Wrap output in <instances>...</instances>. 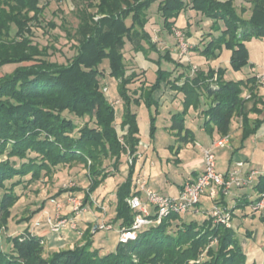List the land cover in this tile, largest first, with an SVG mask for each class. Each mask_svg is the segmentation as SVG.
I'll list each match as a JSON object with an SVG mask.
<instances>
[{
  "label": "trees",
  "instance_id": "1",
  "mask_svg": "<svg viewBox=\"0 0 264 264\" xmlns=\"http://www.w3.org/2000/svg\"><path fill=\"white\" fill-rule=\"evenodd\" d=\"M41 1L0 0V68L16 65L0 77V158L6 156L0 161V264H248L235 231L215 224L208 211L201 213V221H183L191 213L169 215L102 256L92 247L89 230L83 245L45 253L42 237L27 230L12 233L8 223L21 198L17 193L21 185L25 188L43 176L50 177L63 166L82 165L88 187L59 189L51 199L72 192L83 208H89L94 203L92 194L113 170L119 171L121 156L128 153L132 160L115 190L113 222H119L120 230L129 228L134 214L126 200L138 195L133 175L140 141L136 114L130 107L143 104L147 108L149 134L153 136L159 108L154 94L164 87L182 95V110L170 117L167 128L175 138V145L170 146L173 154L195 142L194 132L185 125L189 109L202 117L201 126L209 135L216 132L219 138H229L237 118L241 144L256 134L262 120L251 121L248 114L260 113L262 100L256 95L261 86L259 75L246 80L226 79L225 75L228 70L232 74L251 65L247 43L264 39V0H241L239 13L235 0H84L76 8L78 23L73 33L63 27L76 43L66 64L49 61L48 49L33 42V27L40 24L48 5ZM157 2L158 30L172 34L175 28H187V38L191 27L201 31L205 44L201 49L191 48V52L206 61H217L215 65L204 70L173 60L168 50L158 52L152 38L155 21L149 14ZM247 11L250 16L246 19L242 15ZM208 20V26L203 24ZM179 21L182 28L177 27ZM127 43L154 67L153 81L131 92L129 86L138 77L126 68L123 50ZM150 53L158 58L149 60ZM221 55L227 57V67L219 66ZM105 60L122 101L121 136L115 127V108L103 92L106 85L99 66ZM162 62L173 68H163ZM143 73L146 78L148 72ZM245 91L250 95L247 99ZM248 100L254 102L245 111ZM66 115L88 120L78 127ZM252 187L258 199L264 193V175ZM31 217L13 219L21 223Z\"/></svg>",
  "mask_w": 264,
  "mask_h": 264
},
{
  "label": "rangeland",
  "instance_id": "2",
  "mask_svg": "<svg viewBox=\"0 0 264 264\" xmlns=\"http://www.w3.org/2000/svg\"><path fill=\"white\" fill-rule=\"evenodd\" d=\"M159 1V0H158ZM42 3H48L45 11L44 16L42 17V20L39 25H36L33 27V42L38 44L41 48H47L48 49V60L51 62H56L58 64H66L71 57L75 53V41L72 39L71 35L66 36L65 31L63 30V27L70 32V34L73 33L74 29L77 27V17H76V8L80 5L84 4V0H42ZM238 0L235 3V7L239 13V7L237 6ZM157 3H154L150 9L149 14L151 15V18L155 21V24L152 28V38L153 42L157 47V50L159 53H164L165 50H168L171 53V57L173 60L179 62L184 61V64L188 63V56H190L191 48L195 47L193 43H191V36L187 38L186 36V29H173L172 34H167L166 31H159L158 28L161 26L159 22L161 19L159 18L157 14ZM244 18L249 17V13H246L243 15ZM53 23L55 27H51L50 24ZM184 24V23H183ZM184 25H182L179 22H177V27L182 28ZM189 30V29H188ZM199 35L194 38L198 40V42H202L203 40V34L201 31H199ZM179 34V36H178ZM181 38L182 43L186 45V51L184 53H181ZM189 39V41H187ZM165 40V41H164ZM190 42V43H189ZM196 42V41H195ZM192 44V45H191ZM249 48V61L254 63V65L257 67L256 70L259 69V67H264V41L261 43H251L248 45ZM124 57H125V64L128 73L131 71H134L137 74V79L129 86L130 92L133 90H137L139 88L138 86L144 85L147 81L150 83L153 81L152 71L153 66L151 65L149 69V65L144 62V60L141 57V54H135L132 51V48L130 44L127 43L126 48H124ZM152 60L157 59L158 55L155 53H150ZM148 55V56H149ZM16 65H7L2 68H0V77L10 73L14 70ZM146 67H148L147 71ZM162 67L165 69H172L173 66L162 62ZM99 69L104 74V83L106 87L108 88V91L104 92L108 95V100L111 102V104L115 108V113H117V123H115V127L117 129V133L119 136L122 135V131L119 128L118 122L120 121L121 114H122V101L119 98L117 85L109 75L108 71V62L105 60L102 62V64L99 66ZM143 72H148L147 79L144 76ZM147 84V83H146ZM104 85V86H105ZM263 85V84H259ZM120 100L119 103H115L113 101ZM162 107V106H161ZM131 112L136 114L137 118V124L139 128V138H140V146L141 148H148L149 151L144 153V158L141 159V163L144 164L143 171L141 172L140 165L137 167H134L135 173L133 177H138V172L141 173V178H144L142 176L146 177L147 183L149 185L151 182L154 184H163L168 187V189H162L161 194L163 195H169L174 196L176 194V184H178L181 180L184 179L185 174L182 171V166H177L175 161L176 155L172 153L170 146L175 145V138L172 136L169 131L168 127H165L167 124H165V120L162 118L156 119V127L157 130L154 133V135L149 134V113L147 108L141 104L139 106L131 105L130 107ZM162 112L164 110H161ZM66 117L71 118L74 120V122L77 124L78 127L82 126L84 123L87 122L88 118L85 119H77L74 118L71 115H66ZM168 125H170V120H168ZM235 122L232 123L233 128L236 129ZM89 125L92 126L93 122H89ZM238 128V127H237ZM234 129V130H235ZM195 131H197V128H195ZM230 141V138H228ZM230 145H233L235 147V142L232 141ZM256 145L247 143L245 153H248L251 157H248V159H253V167L257 170H263L264 169V148L263 145H260L258 148H255ZM256 151H255V150ZM217 150V149H216ZM202 151V150H201ZM253 151H255V154H253ZM194 152L192 147H190V151H188L187 154L180 155L179 159L185 160L184 158L189 157L190 153ZM227 153L231 154V150L229 149H220L218 151H214L215 155V166L216 169H223L226 165L223 159H220L221 154ZM243 153V152H242ZM234 152L233 154H236L238 158L241 160H244L243 154ZM252 153V154H251ZM136 155V162L140 159L139 154ZM6 156H2L0 158L1 160H5ZM130 160H132V157L130 155L125 154L121 156L120 159V166L119 168H123V172L113 170L112 175L109 177L110 179L105 183L107 186V189L105 191H113L114 187L118 184H120L122 181H124V178L126 176L127 167L130 164ZM90 162H88V165ZM109 161L105 162V165H108ZM152 164H155L154 168L152 167ZM108 171H111V168L107 167ZM152 170V172H151ZM145 173V175L143 174ZM86 169L82 165H76L74 168H69L67 166L59 167L55 170V172L50 176H43L39 181L27 184L26 187H22L19 191H17L18 194L21 195L20 200L16 203L14 206L12 213L14 215V219L20 220V218H26L29 216H32L27 222H21L16 223L13 218L9 220L8 227L9 230L12 233H20L22 231H29L34 226V223L38 220L40 222L41 230H46L47 227V219L48 217H54L55 209L50 205L51 197L59 190V189H70V188H87L88 187V178L86 176ZM143 174V175H142ZM112 177V178H111ZM157 177L161 179V181L157 180ZM110 182V185H109ZM25 183V182H24ZM176 183V184H174ZM104 184V185H105ZM158 184V185H159ZM109 185V186H108ZM166 187V188H167ZM109 188V189H108ZM66 194V193H65ZM67 197L74 196L72 192H67ZM115 195V192L113 196ZM142 198V197H141ZM58 201L61 205L63 204V213L66 212V203L62 200V198H59ZM115 199V196H114ZM68 200V198H67ZM52 204V203H51ZM96 205V203H92ZM98 205V204H97ZM96 205V206H97ZM44 206V211L41 208ZM109 207V206H108ZM201 207V208H200ZM200 210L202 209H211V203L207 198H201L200 199ZM249 209V208H247ZM88 210V208H86ZM40 211L43 212V215L40 217L34 216L37 215ZM61 211V212H62ZM250 213V209L247 211ZM33 213V214H32ZM69 213L71 211L69 210ZM261 212L255 213L254 217H249L246 219L242 226L245 230H248V233L251 235L250 237H245L244 235H240V232L236 233V238L240 245H246V254L248 256V264H264V237L261 235L262 232H264V226L262 225L261 221L259 220ZM264 214V211H263ZM40 217V218H39ZM184 219V220H183ZM181 220L187 222L189 220H194L195 217L192 215L186 216V218H183ZM197 219V217H196ZM202 216L199 215L197 221H201ZM39 228H37L38 230ZM174 226L172 230H174ZM57 235V234H55ZM98 237V236H97ZM102 246V242H98L97 238H95V242L93 244V248L100 252L98 248ZM6 246L3 244V249H5ZM47 246H45V253Z\"/></svg>",
  "mask_w": 264,
  "mask_h": 264
},
{
  "label": "crops",
  "instance_id": "3",
  "mask_svg": "<svg viewBox=\"0 0 264 264\" xmlns=\"http://www.w3.org/2000/svg\"><path fill=\"white\" fill-rule=\"evenodd\" d=\"M236 2H237V0H235V3ZM240 5H241V0H238L237 6L240 7ZM246 13H249V12L247 11ZM249 16H250V13H249ZM242 17H243V15H242ZM210 23L211 22L208 20V21H205L203 24L208 26ZM190 33H191L190 38L192 39L191 43H193V45H195L197 43L195 45V47H199L201 49L202 46L205 44V40L203 39L202 42H198V40L194 39L200 34L199 31L198 30L194 31V30H192V27H191ZM187 41H189V39ZM262 41H264V39L263 40H252L249 43H247V47L251 43H258V42L261 43ZM248 51H249V48H248ZM222 55L218 59V64L221 67H227V64H228V62L226 60L227 57L222 58ZM141 57L144 60V62H146L149 65V69H150L152 63H150L148 60H146L142 55H141ZM151 57H152L151 55L148 56L149 60H152ZM188 57H189L188 58L189 64H191L193 67L195 66V67H198V68H201L204 70L207 68L208 65L212 66V65H215L217 62V61H206L203 57L199 56L196 52L191 53L190 56H188ZM179 62L184 64V61H179ZM249 63L251 65L249 67L243 69L240 72L230 74L229 70H228L226 75H225V78L226 79H233V80H246L247 78H250L252 76H258V75H261L264 73V67L263 66L259 67V69L256 70L257 67L254 65V63H252L251 61H249ZM147 69H148V67H146V70ZM256 95H257V98H260L263 102V103L261 102L258 105V109L260 110V113L259 114L249 113L248 117L251 121L262 120V124H261L260 129L257 131L256 134L250 136L244 143L241 144L240 120L238 118L234 119L233 122L236 121L235 126H234V127H236V129L233 128V126L231 125V131L229 134V138H230L229 145L226 148H221L223 150L229 149V150H231L232 153L227 154V153L223 152V154H221L220 159H223L225 164H226L223 169H216V166H215L216 172L225 174L230 169V167L232 166V164L235 161L241 160L240 158H238V156L236 154H233V153L234 152H238V153L243 152L242 154H243L244 160H242V161L245 162L244 171L246 173L250 172V171H255L257 173V175L254 177L253 185L257 184L258 178L260 175H264V169L263 170L255 169L253 167V161L254 160L248 159V157H251L252 155L250 156L248 153H245V150H246L247 143H250V147H251V144H254V145H256L255 148H258L260 145H263L262 147L264 148V84L261 86H258V89L256 90ZM154 97L159 100V108H158L157 118H162L163 120H165V124H167L165 127H167V126H169L167 122H168V120H170V117L173 114L180 112L182 110V95L177 94L174 91L169 90L168 87H164L162 89V91L154 94ZM243 97L245 99H247L250 97V95L247 91H245V92H243ZM253 102H254L253 100H248L246 102L245 111H248L252 107ZM161 110H164V111L162 112ZM133 113H134V109H133ZM119 123H120V121H119ZM202 123H203V119L198 114V112L197 111L195 112L192 109H189L188 113L186 115L185 125L187 128H190L194 132L195 142H194V144H188V145L182 147V149L179 151V153L176 154V158H175L174 162L176 163L177 166L183 167L182 171L185 174V176H184V179L181 180L178 184L174 183V184H176V188H177L176 194L174 196L168 195V197L177 196L180 189H181V186L186 181L194 180L202 172V170H203V158H202L201 150L210 148L212 145V142L219 138V136L216 132H213L212 135H209L202 128V126H201ZM195 128H197V131H195ZM232 141L235 142V144H236L235 147L233 145H230L232 143ZM190 147H192L194 152L190 153L189 157L184 158L185 160L179 159L181 153L187 154L188 151H190ZM218 150H220V149H217V150L214 149L215 152ZM147 151H149L148 148H146V149L141 148L140 141H139L136 153L139 154L141 157L136 162L135 166L137 167V165L139 164L140 168H141V172L143 171V168H144V164L141 163V159L144 158V153ZM255 151H253V154H255ZM154 166H155V164H152L153 168H154ZM123 168H119V171L123 172ZM151 172H152V170H151ZM134 173H135V170H134ZM143 174L145 175V173H143ZM137 176L140 177L141 173L138 172ZM142 177H144V179H146L145 176H142ZM109 179L110 178L106 179L104 181V183L99 187L97 192L92 194V199H94V202L96 203V205L97 204L98 205L96 206V205L92 204L89 208L87 207L88 210H86L85 213H83L82 215H80L78 217V219H77V231H72L69 228H64V229L60 230L59 233H51L49 231L48 226L46 227V230H41L40 229L41 226H38V227L33 226L32 227L30 232L36 236L43 238L44 248H45V246H47V249H46L47 253L62 250V249H70V248H73L74 246H77V245L78 246L83 245L85 242V238L87 237L88 230L90 231L89 239L92 242V247H93V244L95 242V238H97L98 242H102V246L100 248H98V250H100V252H99L100 256L106 255L108 253H112L115 251V249L118 245V232L120 230L119 229V222H113V219L115 216V199H114L115 195L113 196V194L117 188V185L114 187L113 191H111V190L105 191L107 189V186L105 183ZM157 180L161 181V179L159 177H157ZM158 184H155V183L153 184L151 182L150 185L148 183V186L153 191H155L159 194H161L162 189H168V187L166 185H164V183L159 184V185ZM109 185H110V182H109ZM253 187L251 186V187H246V188H242V189H234V190H232V192L230 193L229 196H227L221 200V204L223 206H225L227 209L233 210V222H232L233 223V230L235 231V233L240 232V235H244L245 237H250L251 235L248 233V230H245L243 228L242 223L246 219H248L249 217H254V215H255L252 212H250V213L247 212L249 210L247 208H249L250 204L255 202L257 199V193L255 192V189ZM161 195H163V194H161ZM164 196H167V195H164ZM59 198H62V200L65 201V203H66V205H65L66 206V212L65 213H63V211H62V209L64 208L63 204H62V209H61L62 212L60 211L61 216L67 217V215L69 214V210L71 211V205L68 203L67 195L62 194L60 197L56 198L55 200L58 202L60 200ZM142 199H144L143 196H142ZM50 205L54 208L53 204L50 203ZM43 208H44V206L41 208V210ZM200 208H199V210H200ZM43 211H44V209H43ZM204 211H206V212L208 211L207 213H209L210 210L202 209L200 213H198L196 215H192V216L195 217V219H196V217L198 219V217H199V215H201V213H206ZM38 215L41 217L43 215V212H41V214H40V211H39V213L37 215H34V216H38ZM55 215H56V212H55L54 216ZM259 220L261 221L262 225L264 226L263 211L260 213ZM101 223L110 224L112 228L110 230H98V231H95L94 233H92V229L96 225L101 224ZM37 228H39V229L37 230ZM55 234H57V235H55ZM261 235L264 237V232H262ZM241 247H242L244 253H246V245L245 244L241 245Z\"/></svg>",
  "mask_w": 264,
  "mask_h": 264
},
{
  "label": "built area",
  "instance_id": "4",
  "mask_svg": "<svg viewBox=\"0 0 264 264\" xmlns=\"http://www.w3.org/2000/svg\"><path fill=\"white\" fill-rule=\"evenodd\" d=\"M180 46L181 53H184L186 45L182 43V38ZM257 80L259 84H264V73L259 75ZM103 91L106 92L108 89L104 87ZM115 103L118 102L115 101ZM228 145V137H222L214 140L210 148L202 149V172L194 180L186 181L175 197L161 195L149 188L146 179L135 178L134 189L138 195L130 196L126 200L128 208L134 214L133 222L129 228L119 230L118 244H125L136 239L140 230L159 224L169 215L198 214L202 197L211 202L209 215L213 218V222L233 229V210L224 207L221 200L229 196L234 189L251 187L257 173L255 171L246 173L244 171L245 162L242 160L235 161L225 174L216 172L214 149L226 148ZM142 196L144 199L141 198ZM50 203L53 204L56 215L47 219L49 231L59 233L64 228L77 231V219L86 212L81 201L76 197H68L72 213L69 217L61 216L62 205L55 199H51ZM249 209L254 214L264 211V193L260 194L259 198L250 204ZM34 226H40V222L37 220ZM111 228L110 224L101 223L92 229V233L98 230H110Z\"/></svg>",
  "mask_w": 264,
  "mask_h": 264
}]
</instances>
